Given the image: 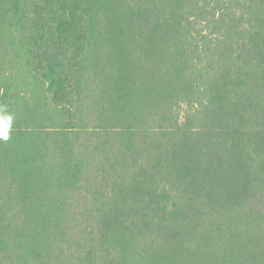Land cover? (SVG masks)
Segmentation results:
<instances>
[{"label": "trees", "instance_id": "obj_1", "mask_svg": "<svg viewBox=\"0 0 264 264\" xmlns=\"http://www.w3.org/2000/svg\"><path fill=\"white\" fill-rule=\"evenodd\" d=\"M0 264H264V0H0Z\"/></svg>", "mask_w": 264, "mask_h": 264}, {"label": "clouds", "instance_id": "obj_2", "mask_svg": "<svg viewBox=\"0 0 264 264\" xmlns=\"http://www.w3.org/2000/svg\"><path fill=\"white\" fill-rule=\"evenodd\" d=\"M13 119V115L9 114L4 107H0V139H9Z\"/></svg>", "mask_w": 264, "mask_h": 264}]
</instances>
